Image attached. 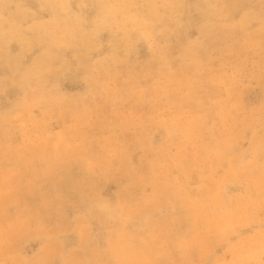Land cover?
Wrapping results in <instances>:
<instances>
[{
	"label": "rangeland",
	"instance_id": "rangeland-1",
	"mask_svg": "<svg viewBox=\"0 0 264 264\" xmlns=\"http://www.w3.org/2000/svg\"><path fill=\"white\" fill-rule=\"evenodd\" d=\"M0 264H264V0H0Z\"/></svg>",
	"mask_w": 264,
	"mask_h": 264
}]
</instances>
